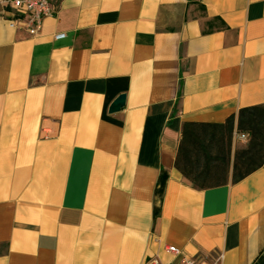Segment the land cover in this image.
Listing matches in <instances>:
<instances>
[{
	"label": "crops",
	"instance_id": "1",
	"mask_svg": "<svg viewBox=\"0 0 264 264\" xmlns=\"http://www.w3.org/2000/svg\"><path fill=\"white\" fill-rule=\"evenodd\" d=\"M3 11L0 264H264V162L175 167L184 122L264 104V0H61L36 36Z\"/></svg>",
	"mask_w": 264,
	"mask_h": 264
},
{
	"label": "trees",
	"instance_id": "2",
	"mask_svg": "<svg viewBox=\"0 0 264 264\" xmlns=\"http://www.w3.org/2000/svg\"><path fill=\"white\" fill-rule=\"evenodd\" d=\"M228 116L223 123L184 122L181 140L175 159V167L182 177L196 188H209L238 182L264 162V104L243 107ZM234 126L238 132L248 133L250 143L234 158L232 172L226 169L230 151V140ZM228 133L227 148L213 151L214 137L220 130Z\"/></svg>",
	"mask_w": 264,
	"mask_h": 264
},
{
	"label": "built area",
	"instance_id": "3",
	"mask_svg": "<svg viewBox=\"0 0 264 264\" xmlns=\"http://www.w3.org/2000/svg\"><path fill=\"white\" fill-rule=\"evenodd\" d=\"M61 0H2L4 11L2 17L8 21L10 26L23 29L28 35L36 36L40 33L44 19L52 15L56 5ZM64 32L54 35L55 38H62ZM240 137L245 139L246 133H241ZM168 251L177 252L173 246H169ZM221 257H217L212 264H217ZM143 264H162L157 256H148ZM172 264V263H170ZM176 264H205L198 262L193 257L184 256V258Z\"/></svg>",
	"mask_w": 264,
	"mask_h": 264
},
{
	"label": "rangeland",
	"instance_id": "4",
	"mask_svg": "<svg viewBox=\"0 0 264 264\" xmlns=\"http://www.w3.org/2000/svg\"><path fill=\"white\" fill-rule=\"evenodd\" d=\"M234 129H236V126H234V128H233L231 137L228 136V133L225 130L221 129L220 131H218L217 134L215 135L214 139H213L214 142H213V146H212L213 151L220 146H222L224 149H226L229 137L231 138L230 148H229L230 151H229V157H228V165L226 167V169L229 172V175L233 169L232 164L234 162V158H236V156H238V153H240L241 150L247 149V147L250 143V135L247 137L246 141L235 140V142H234V138H233ZM261 148H262V150H261V153H262V152H264V144Z\"/></svg>",
	"mask_w": 264,
	"mask_h": 264
},
{
	"label": "water",
	"instance_id": "5",
	"mask_svg": "<svg viewBox=\"0 0 264 264\" xmlns=\"http://www.w3.org/2000/svg\"><path fill=\"white\" fill-rule=\"evenodd\" d=\"M124 102H125V94L121 93L112 101L109 107V111L111 112L118 111L124 105Z\"/></svg>",
	"mask_w": 264,
	"mask_h": 264
}]
</instances>
